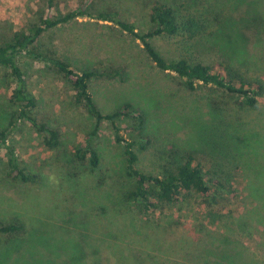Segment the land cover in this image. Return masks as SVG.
<instances>
[{"label":"rangeland","instance_id":"374dc122","mask_svg":"<svg viewBox=\"0 0 264 264\" xmlns=\"http://www.w3.org/2000/svg\"><path fill=\"white\" fill-rule=\"evenodd\" d=\"M153 1L0 0V40L11 31L26 29L31 22L29 18L37 13L54 17L79 6L93 14L115 11L137 30H147L148 7ZM167 1L186 4L207 16L226 13L223 21L229 16L237 21L242 17L239 24L247 31L243 55L221 57V49L212 41L207 42L205 49L194 50L212 66L223 60L231 66H242L250 76L264 80V0H256L254 5V0ZM250 6L254 10L252 7L249 11ZM257 28L262 34L258 35V31L256 34ZM150 40L166 57H174L178 52L176 39L155 36ZM42 43H52L58 54L77 71L126 67L122 78H93L90 88L102 111L128 103L143 113L140 127L130 116L117 118L120 134L125 138L136 140L147 136L150 139L145 149L134 146L140 169L159 174L175 153L187 151L193 153L204 170L214 172L215 169L224 179L230 175L231 190L220 192L214 199L188 195L155 213H143L123 197L132 188L133 180L126 175L123 144L114 139L110 123L102 121L91 136L100 157L97 167L92 169L76 159L73 151L84 145L94 130L95 119L82 104L74 101L67 78L44 63L24 58L21 67L27 76L28 89L36 99L31 115L58 131L59 144L50 148L45 142V132L27 120H20L12 128L7 143L14 147L20 166L37 173L34 183L8 176V153L5 147H0V224L17 221L24 226L13 235L0 234V264H38L34 260L40 258L67 263L64 260L67 248L55 246L61 239L80 243L78 248L89 255L86 264L91 263L90 257L98 256L99 264H115L120 253H113V247H119L121 255L130 250L136 252L138 259L146 264H168L169 261L184 264L183 255L186 264H193L194 249L186 245L184 250L175 245L177 240L199 235L201 225L206 229L216 228L213 218L229 221L228 214L243 213L251 202L244 188L248 172L230 156L229 159L222 157L223 166L218 170L197 132L198 124L224 121L221 128L237 129L240 137L252 141L254 133H264V93L258 97V108L245 110L238 107L235 95L223 93L214 86L201 84L190 91L173 72L159 70L138 39L112 22L88 16L58 24L44 33ZM14 86L8 71L0 68V129L7 127L19 108L9 99ZM260 162L264 163V159L256 158L255 163ZM79 238L84 240L80 242ZM131 239L133 243L127 245ZM241 239L258 255H264V244L257 234ZM15 245L20 248L6 259L5 249ZM149 249L158 252L152 254V251L147 256ZM21 255L25 256V262L19 259Z\"/></svg>","mask_w":264,"mask_h":264},{"label":"trees","instance_id":"16d2710c","mask_svg":"<svg viewBox=\"0 0 264 264\" xmlns=\"http://www.w3.org/2000/svg\"><path fill=\"white\" fill-rule=\"evenodd\" d=\"M255 3H257L256 0L253 1V5ZM252 7L254 10V6H250L249 11ZM225 15L226 13L220 12V15L207 16L203 11L186 4L154 0L148 7L147 30H137L133 23L122 19L115 11L93 14L79 6L54 17L37 13V16L29 18L31 22L26 29L11 31L8 37L0 40V68L8 71L9 77L15 84L9 99L19 107L11 116L7 127L0 129V147H5L8 153V176L28 183H34L38 178L36 172L20 166L14 147L7 143L9 133L20 120H27L35 128L45 132V142L50 148L59 144L58 131L31 115V109L36 106V99L28 89L27 76L21 67V59L25 58L30 62L44 63L67 78L73 89L74 101L82 104L95 119L94 130L88 134L84 145L73 151L76 159L85 162L92 169L97 167L100 157L91 143V136L95 134L102 121L107 120L110 123L114 139L123 144L126 175L133 180L132 188L123 193V197L143 213H155L165 205L178 202L188 195L214 199L215 195H219L220 192H230V175L224 179L215 169L214 172L204 170L191 152L175 153L159 174H151L140 169L137 166L139 157L134 146L138 145L139 148L145 149L150 139L147 136H140L136 140L125 138L120 134L117 118L130 116L137 122L136 126L140 127L144 120L143 113L132 108L128 103L102 111L95 102L90 88V81L93 78H122L126 67L117 66L104 70L88 68L77 71L63 56L58 54L52 43L48 45L42 43V36L45 32L60 23L77 20L79 16L109 21L138 39L154 65L163 72H173L183 81L188 90L194 91L201 84L211 85L223 93L235 95L238 107L252 110L259 106L258 97L264 93V80L257 76H250L242 66H238L239 68L231 66L223 60L212 66L201 59L194 50L196 48L205 49L207 42L212 41L217 44L219 50L221 49V57L226 54L236 56L244 54L243 46L246 45L247 31L239 24L242 17L237 21L229 16L223 21ZM257 31L258 35L263 32L257 28L256 34ZM155 36L176 39L177 54L174 57L161 54L150 40ZM224 124V121L220 120L214 125L198 124L197 132L202 142L204 140V147L208 149L212 161L216 162L218 170L223 166L222 157L229 159L230 156L232 160L241 164L240 167L245 172H248L244 188L251 202L244 208L243 213L228 214L229 221L213 218L212 222L216 224V228L206 229L201 225L199 231H202L199 235L181 237L175 245L184 250L186 245L194 249L196 254L194 253L192 259L196 258V261L193 264H263L264 255H258L244 245L241 237L253 238L257 234L264 244V163H255L258 157L264 159V133L257 131L253 134L254 140L248 141V138L243 139L237 134V129L229 131L226 127L221 128ZM23 227L17 221L2 223L0 234L13 235L20 232ZM83 240L84 238H79L80 242ZM133 240H129L126 244L130 245L129 243H133ZM56 245L67 248L64 260L68 262L64 264H86L89 255L85 254L83 248H78L81 247L80 243L73 239H61L60 244L56 242ZM17 247L20 248L19 245H15L5 249L6 259L17 250ZM112 251L120 253V258L118 262L115 261V264H146L142 259H138L140 256L136 252L133 253L131 250L126 255H121L122 251L119 247H113ZM149 251L147 256L158 252L157 249L152 250L154 251L152 254L151 249ZM184 256L182 262L186 264ZM190 256L186 255L185 258L191 260ZM98 257H90V264H99L101 258ZM20 258L25 262V256L21 255ZM34 261L38 264L54 262L50 258H40ZM54 264L57 263L54 262ZM168 264L173 263L169 261Z\"/></svg>","mask_w":264,"mask_h":264}]
</instances>
